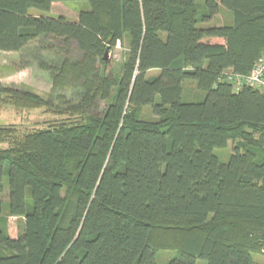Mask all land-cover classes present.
<instances>
[{
	"label": "trees",
	"instance_id": "16d2710c",
	"mask_svg": "<svg viewBox=\"0 0 264 264\" xmlns=\"http://www.w3.org/2000/svg\"><path fill=\"white\" fill-rule=\"evenodd\" d=\"M66 1L0 0V50L50 37L65 54L45 96L0 80V106L58 116L0 124V214L23 218L16 236L0 226V264H157L160 250H175L164 264H262L264 90L221 75L264 53V0H86L73 20L50 15ZM118 43L122 59H104Z\"/></svg>",
	"mask_w": 264,
	"mask_h": 264
},
{
	"label": "rangeland",
	"instance_id": "374dc122",
	"mask_svg": "<svg viewBox=\"0 0 264 264\" xmlns=\"http://www.w3.org/2000/svg\"><path fill=\"white\" fill-rule=\"evenodd\" d=\"M88 8L86 0H69L66 2H56L51 8L50 15H64L68 19L77 18L79 10ZM38 12L36 9H30V12ZM229 12L221 10L209 23L219 24L228 20ZM57 43L53 38L46 37L38 39L30 44L23 51L11 52L0 50V80L2 83L15 87H28L40 95H47L51 90V73L49 67L54 65L58 57L63 56L64 52H56L55 48H50L49 45ZM75 50V48H71ZM126 51L125 46L119 43L107 51L106 59L114 62L119 61ZM71 54V53H70ZM69 54V55H70ZM65 56V54H64ZM157 70H151L149 74H155ZM193 92V94H192ZM198 90L195 84L191 81L184 82V97H194L198 95ZM189 95V96H187ZM146 117L152 118L150 108H143ZM58 116L46 110V108H24L18 109L12 106H0V124L11 125L20 133L26 132L33 128H39L46 125L49 121L56 119ZM231 142L225 147L216 149V153L225 159L231 151ZM0 226L6 228L11 236H16L23 226V218L18 216H7V210L4 207L0 214ZM175 254V250H160L157 252V264L164 262ZM253 259L257 263L264 264V256L253 254ZM195 264H206L205 260L198 259Z\"/></svg>",
	"mask_w": 264,
	"mask_h": 264
},
{
	"label": "built area",
	"instance_id": "2783aa9c",
	"mask_svg": "<svg viewBox=\"0 0 264 264\" xmlns=\"http://www.w3.org/2000/svg\"><path fill=\"white\" fill-rule=\"evenodd\" d=\"M221 78L231 82L235 89L242 85H250L264 90V53L259 56L248 72L239 73L229 69L222 73Z\"/></svg>",
	"mask_w": 264,
	"mask_h": 264
},
{
	"label": "water",
	"instance_id": "95a60500",
	"mask_svg": "<svg viewBox=\"0 0 264 264\" xmlns=\"http://www.w3.org/2000/svg\"><path fill=\"white\" fill-rule=\"evenodd\" d=\"M107 49H105V51H104V54H103V57H104V59H106V54H107Z\"/></svg>",
	"mask_w": 264,
	"mask_h": 264
}]
</instances>
